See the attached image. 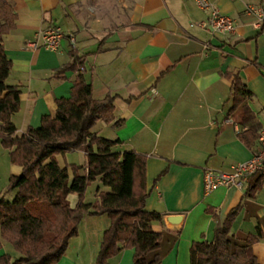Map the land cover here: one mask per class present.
Masks as SVG:
<instances>
[{"label": "crops", "instance_id": "1", "mask_svg": "<svg viewBox=\"0 0 264 264\" xmlns=\"http://www.w3.org/2000/svg\"><path fill=\"white\" fill-rule=\"evenodd\" d=\"M6 1L16 14L14 28L3 36L12 63L6 84L20 89L19 110L10 118L16 135L29 127L38 129L44 116H55V100L70 97L77 73L57 77L55 72L70 62L74 49L82 58L93 99L117 96L114 121L122 123L113 127L99 122L92 131L119 140L116 152L146 157L145 209L161 215V221L152 224L161 234L160 264H189L191 244L210 242L215 227L237 206L229 238L241 243L259 231L251 253L264 264V182L259 180L252 195L248 191L258 179L242 190L220 187L205 193L203 188L204 172H228L250 160L257 139L248 147L239 138L247 130V110L259 131L264 130V22L256 15V10L264 13V0H211L235 22L227 36L199 26L207 13L194 0ZM52 26L64 35L58 50L30 49V43L39 42V31ZM227 73L238 75L252 94L234 110ZM57 161L60 167L87 163L81 152L68 153L65 160L58 156ZM20 173L0 144V197L9 179ZM90 186L95 189L89 199L85 196L86 203L94 202L97 191L110 192L98 180ZM67 200L74 208L78 195L70 194ZM109 226L107 215L81 219L77 235L56 264H96ZM0 245V257L13 258L10 244L0 238ZM133 253L125 249L108 264H133Z\"/></svg>", "mask_w": 264, "mask_h": 264}, {"label": "trees", "instance_id": "2", "mask_svg": "<svg viewBox=\"0 0 264 264\" xmlns=\"http://www.w3.org/2000/svg\"><path fill=\"white\" fill-rule=\"evenodd\" d=\"M15 20L12 5L0 0V144L9 151L11 164L21 168L20 175L9 179L0 197V238L18 256H1L0 264H56L69 240L77 235L81 219L100 215L108 216L110 226L103 235L96 264H108L125 249L134 251L133 264H160L157 251L161 234L152 230V224L161 221V215L145 209L146 157L134 151L116 152L113 149L121 144L119 140H108L92 131L99 122L112 123L113 127L122 123L114 121L117 96L93 99L92 86L82 74V58L74 49L69 52L70 62L55 72L57 77L67 71L77 73L70 97L55 100V116H44L38 129L29 127L22 136L16 135L10 118L19 110L20 89L6 84L12 63L3 48V36L14 28ZM227 77L231 80L234 110L252 94L238 75L227 73ZM243 125L247 130L239 138L250 147L257 139L259 124L248 110ZM71 152L83 153L86 166L60 167L57 157L64 159ZM97 180L110 192L97 191L94 202L86 203L87 187ZM259 183L258 179L249 189L250 195ZM10 193L11 199L7 198ZM70 194L78 195L74 208L67 200ZM239 209L231 210L224 223L215 227L210 242L191 244L189 264H258L251 245L261 237L259 231L241 243L229 238ZM152 253L153 259L148 261Z\"/></svg>", "mask_w": 264, "mask_h": 264}, {"label": "built area", "instance_id": "3", "mask_svg": "<svg viewBox=\"0 0 264 264\" xmlns=\"http://www.w3.org/2000/svg\"><path fill=\"white\" fill-rule=\"evenodd\" d=\"M198 9L207 13L204 21L199 26L207 28L213 34L222 36L230 35L234 32L235 22L222 15L212 4L211 0H194ZM258 22H264V13L262 10H256ZM64 35L57 27H47L37 34L38 41L30 43V49L45 48L51 51L58 50L60 41ZM71 48L75 41L69 39ZM257 143L250 160L245 163L237 164L228 172L226 171H206L203 176V188L205 193H210L220 187L244 189L253 179H259L264 182V130L257 133Z\"/></svg>", "mask_w": 264, "mask_h": 264}, {"label": "rangeland", "instance_id": "4", "mask_svg": "<svg viewBox=\"0 0 264 264\" xmlns=\"http://www.w3.org/2000/svg\"><path fill=\"white\" fill-rule=\"evenodd\" d=\"M97 124H98V123H97ZM97 124H96V125H97ZM96 125H95V126H96ZM95 126H94V127H95ZM71 153H73V152H71ZM67 154H68V153H67ZM65 156H66V155H65ZM59 157L62 158V156H59ZM62 159H63V158H62ZM63 160H65V158H64ZM77 164H78V163L76 162L75 165H77ZM67 165H70V164L68 163ZM77 166H78V165H77ZM90 185H91V184H90ZM90 185H89V186H90ZM89 186H88V187H89ZM88 187H87V190H86V192H85L86 200L89 199L90 195L92 194V190L95 189V187H94V188H90V187H91V186H90V187H89L90 190H89ZM17 256H18V254H15V255L13 256V259L16 258Z\"/></svg>", "mask_w": 264, "mask_h": 264}]
</instances>
